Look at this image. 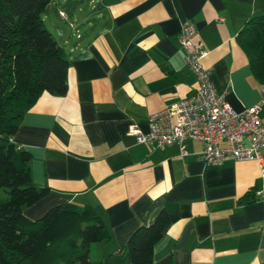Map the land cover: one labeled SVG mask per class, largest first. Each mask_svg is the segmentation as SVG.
Returning a JSON list of instances; mask_svg holds the SVG:
<instances>
[{
    "label": "crops",
    "instance_id": "obj_1",
    "mask_svg": "<svg viewBox=\"0 0 264 264\" xmlns=\"http://www.w3.org/2000/svg\"><path fill=\"white\" fill-rule=\"evenodd\" d=\"M258 12L264 0H51L43 19L69 54L68 90L43 93L13 136L32 155L33 181L49 188L24 214L35 220L69 201L96 208L112 236L92 244L89 264H129L119 251L162 208L169 223L151 264H264L255 159L206 164L201 139L188 136L181 154L177 143L153 147L128 133L196 87L176 39L184 18L196 22L215 89L234 108L259 104L264 121L263 83L237 40Z\"/></svg>",
    "mask_w": 264,
    "mask_h": 264
},
{
    "label": "trees",
    "instance_id": "obj_2",
    "mask_svg": "<svg viewBox=\"0 0 264 264\" xmlns=\"http://www.w3.org/2000/svg\"><path fill=\"white\" fill-rule=\"evenodd\" d=\"M50 1L0 0V264H89L92 244L112 236L93 206L69 201L35 220L23 211L49 188L33 181L32 155L13 136L43 93L68 90L69 54L43 19ZM238 33L252 74L264 87V12L248 17ZM158 213L139 224L119 251L129 264L152 263L153 245L169 223L165 208Z\"/></svg>",
    "mask_w": 264,
    "mask_h": 264
},
{
    "label": "built area",
    "instance_id": "obj_3",
    "mask_svg": "<svg viewBox=\"0 0 264 264\" xmlns=\"http://www.w3.org/2000/svg\"><path fill=\"white\" fill-rule=\"evenodd\" d=\"M59 13L67 18L65 11ZM195 23L184 18L176 39L183 48L188 69L195 74L196 87L182 99L148 114L146 131L137 122H131L128 133L153 147L177 143L181 154L188 150L184 139H201L200 156L206 164H220L227 155L237 160L255 159L264 175V121L259 116V104L234 108L227 100L226 89H215L211 68L201 62L207 48L197 38Z\"/></svg>",
    "mask_w": 264,
    "mask_h": 264
},
{
    "label": "rangeland",
    "instance_id": "obj_4",
    "mask_svg": "<svg viewBox=\"0 0 264 264\" xmlns=\"http://www.w3.org/2000/svg\"><path fill=\"white\" fill-rule=\"evenodd\" d=\"M86 6H87V3H86ZM47 26H48V28H49L51 31L53 30L52 27H51V25H50V23L47 22Z\"/></svg>",
    "mask_w": 264,
    "mask_h": 264
}]
</instances>
